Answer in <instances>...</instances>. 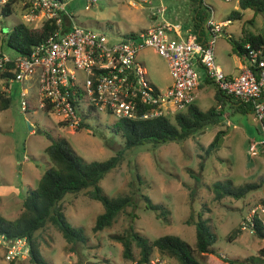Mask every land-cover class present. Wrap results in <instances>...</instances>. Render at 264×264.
I'll return each instance as SVG.
<instances>
[{
    "label": "rangeland",
    "instance_id": "1",
    "mask_svg": "<svg viewBox=\"0 0 264 264\" xmlns=\"http://www.w3.org/2000/svg\"><path fill=\"white\" fill-rule=\"evenodd\" d=\"M62 1L72 14L74 23L103 32L113 41L122 39L127 33L146 29L162 18L176 19L189 25L191 14H195L194 8L197 7L191 0ZM161 5L165 7L162 14L157 11ZM201 9L205 11L203 23L210 15L220 21L234 11L241 12L239 17L229 16L230 20L216 37L214 57L220 64L224 63L227 51L231 52L232 38L227 33L237 38L241 30L264 32V10L241 8L239 0H202ZM19 18L18 12L14 11L0 19V49L12 55L15 53L2 38ZM239 55L235 52V60L239 59ZM137 57L157 85L165 86L171 80L165 58L153 47H144L138 51ZM215 89L212 82L203 83L196 90L194 102L202 109L207 108L215 102ZM95 116L89 121L96 129V134L85 128L71 129L63 126L54 112L34 107L22 111L17 93L12 89L9 106L0 109L2 214L13 217L19 213L27 188L36 186L40 175L49 166L44 152V147L51 142L48 134L53 138L64 136L75 153L87 161L104 159L122 148V137L112 131L116 118L105 114ZM168 116L173 120V114ZM27 122L32 129L28 128ZM225 125L228 131L221 146L217 151L207 154L204 148L218 128L225 130ZM256 125L260 126V123L253 113L233 112L228 117L224 116L219 126L200 130L183 141H167L157 145L148 143L125 149L121 162L108 171L99 184L110 196L130 194L132 205L119 212L110 226L95 231L92 226L96 215L103 210L101 202L89 197L85 190L67 193L62 199L66 217L71 224L83 228L86 239L84 242H69L54 223L48 222L39 232L43 256L51 264H137L138 247L133 245L134 259L125 257L123 245L114 237L115 234H123L131 227L150 239L174 233L194 247L195 226L188 223L187 219L194 220L197 213L201 212L217 235L212 244L215 252L199 253L194 249L202 264H264L263 238L249 229H242L234 238H228L250 207L262 204L261 200L264 199V151L261 148L248 150V129L257 137ZM251 139L254 140L253 136ZM258 158L261 160L259 163ZM261 178V186L241 198L215 197V181L231 180L233 185H239ZM144 194L152 202L160 203L167 210L166 214H160V209L146 208ZM230 258L235 261L227 260ZM150 261L154 264L175 262L174 259L161 256L156 249ZM0 264L34 263L27 257L8 260L3 249H0Z\"/></svg>",
    "mask_w": 264,
    "mask_h": 264
},
{
    "label": "built area",
    "instance_id": "2",
    "mask_svg": "<svg viewBox=\"0 0 264 264\" xmlns=\"http://www.w3.org/2000/svg\"><path fill=\"white\" fill-rule=\"evenodd\" d=\"M8 1L0 0V19ZM11 9L9 14L17 11L20 16L17 21L37 27L49 20L54 29L29 54L12 55L0 49V74L13 73L0 79L23 82L36 75L32 107L54 112L63 126L79 128L85 113L93 118L97 114L115 118L174 114L194 102L201 67L204 77L217 89L251 105L262 137L251 142L249 150L264 151V48L247 42L243 56L248 63L238 74H226L214 57L215 40L226 21L210 15L206 21L207 39L194 34L182 36L178 23L162 18L113 41L103 32L74 23L62 0H14ZM164 9L161 5L157 11L162 14ZM147 46L165 58L170 84L159 86L149 77L137 57L138 51ZM19 106L22 111L31 108L26 86L19 88ZM255 215L264 223L263 204L250 207L240 222L241 228L254 232ZM0 249L8 260L22 259L28 256L29 244L25 236L10 239L0 233Z\"/></svg>",
    "mask_w": 264,
    "mask_h": 264
},
{
    "label": "trees",
    "instance_id": "3",
    "mask_svg": "<svg viewBox=\"0 0 264 264\" xmlns=\"http://www.w3.org/2000/svg\"><path fill=\"white\" fill-rule=\"evenodd\" d=\"M13 1L9 0L3 7L4 15L11 12ZM191 2L195 3L194 5L197 4V7L194 8V11L196 9L194 18L197 19L194 26L200 27L205 17V11L201 9L202 0H191ZM239 6L241 8L252 7L262 11L264 10V0H239ZM231 16L239 17L241 12L234 11L230 14ZM53 29L54 26L49 20H44L43 24L37 27H32L19 20L3 36L2 41L15 54H29L34 45L47 37ZM230 38H232L233 50L240 55L247 51L245 47L247 42L252 46H263L264 48V32L241 30L237 38L232 36ZM252 68L256 69L254 66ZM3 75L6 77L13 75V73L12 71H6L0 74L2 77ZM224 94L231 96L216 88L214 96L217 103L220 95ZM10 101L11 95H5L4 91L0 90V109L7 108ZM217 103L202 109L195 102H191L185 109L175 112L173 120L168 115L148 118H116L112 124V131L122 137L123 146L104 159L83 160L70 147L64 136L53 138L48 134L51 142L44 147V152L48 158L49 166L40 175L36 186L27 188L17 215L7 217L0 212V233L10 239L25 236L29 244L27 259L34 264H51L41 252L39 236L40 230L48 222L54 223L69 242H84L86 239L83 228L71 224L66 217L62 199L67 193L85 190L89 197L99 200L103 210L96 215L92 229L96 231L110 226L119 212L125 210L128 205H132L133 199L127 193L115 196L108 195L102 189L99 181L108 171L121 162L125 149L148 143L157 145L167 141L180 142L200 130L217 127L223 122V111L222 108H218ZM239 106L244 110H251L249 104L240 102ZM91 118L93 117L89 116L88 113L83 114L79 128H85L90 133L96 134V129L89 121ZM224 131L222 128L216 130L214 136L204 148L207 154L219 149ZM262 180L263 178L259 181H247L239 185H233L231 180L215 181L213 184L215 197L217 199L223 196L241 198L249 191L259 188L263 182ZM144 198L146 208L160 209V214H166L167 210L160 203L152 202L146 194H144ZM261 201L264 205V199ZM187 222L195 226L196 240L194 247L178 234L165 233L150 239L134 230L133 227L123 234H115L114 237L122 243L125 257L134 259L133 245L138 247L137 264H154L150 261L154 249L161 256L174 259V264H202L194 249L199 253L215 252L212 244L216 241L217 235L201 212L197 213L196 219L191 220L190 218L187 219ZM252 226L256 236L263 238L264 223L260 216H254ZM241 231V224H239L228 235V238H234ZM227 260L230 262L235 261L231 258Z\"/></svg>",
    "mask_w": 264,
    "mask_h": 264
},
{
    "label": "crops",
    "instance_id": "4",
    "mask_svg": "<svg viewBox=\"0 0 264 264\" xmlns=\"http://www.w3.org/2000/svg\"><path fill=\"white\" fill-rule=\"evenodd\" d=\"M194 15L195 14H191V17H190L191 18V23L189 25L188 24H184L182 22H179L176 19H174V21L173 20H171V21L179 24V34L180 35L187 36L188 34H194L198 38L207 39L208 38V32L206 30V23L202 22L200 27H195L194 23L196 22L197 19L194 18ZM229 16H227L226 19H221L220 21H226L227 22L228 20H230ZM153 17L155 18L156 15H154ZM227 35H229L228 36L229 38L232 36L231 33H227ZM230 50H231V52L233 54H231L230 51H227V55L224 57V63H222V64H220L218 62L217 63L221 66V68L224 70V72L226 74H228V75H236V74H238L241 71L243 66H245L248 63V61L246 60V58L243 55H239V59L235 60V58H234L235 51L233 50L232 45H230ZM219 52L220 51L218 50V54H219ZM167 69H168V66H167ZM198 69H199V72L202 73V78H201V82L199 83L197 89L200 86H202L203 83L212 82L208 78L204 77V74H203L204 72H203L201 67H199ZM168 73H169V69H168ZM35 77H36V75L30 80H25L23 82L13 81V82H10V83L5 82L4 80L0 79V90L4 91L5 95H11L12 94V89L15 90L16 93H17V96H18V101H19V88L21 86H26L27 96L29 98V101H30V104H31V107H32V104L34 103L35 98H36L37 81H36ZM170 82H171V80L167 81L165 86L170 84ZM215 93H216V89H215V91L213 93V97H214V100H215V102L213 104L217 103V99L214 96ZM239 104H240V101L236 100V98H234L233 96H228V95L224 94V95H220V97L218 98L217 106H218V108L220 107V108H222V110H224L223 114H222V116H223L222 118H224V116L228 117L229 114L233 113V112L252 113L250 109L244 110L243 108H241L239 106ZM255 127H256V130H257L256 133H258L257 137H256V135L251 134V132H252L251 129H248L250 131V134L247 137V139L249 140V143H248L249 145L251 144V142L257 141V140H259L262 137V136H260V133H261L260 126L256 125ZM31 129H32V127H31ZM227 131H228V128L225 125V131H224L223 138H224L225 134L227 133ZM245 131H247V128L245 129ZM252 136H253L254 140L251 139ZM222 142H223V139H222ZM222 142H221V144H222ZM249 145H248V150H249ZM257 160L255 159V162L256 161L258 163L261 162V160L259 158ZM263 239H264V237H263Z\"/></svg>",
    "mask_w": 264,
    "mask_h": 264
},
{
    "label": "water",
    "instance_id": "5",
    "mask_svg": "<svg viewBox=\"0 0 264 264\" xmlns=\"http://www.w3.org/2000/svg\"><path fill=\"white\" fill-rule=\"evenodd\" d=\"M28 123V122H27ZM28 128H30L31 129V125H29V123H28ZM39 131V130H38Z\"/></svg>",
    "mask_w": 264,
    "mask_h": 264
}]
</instances>
